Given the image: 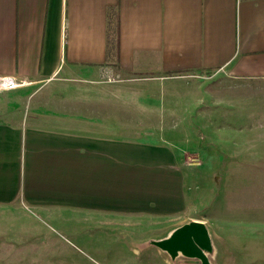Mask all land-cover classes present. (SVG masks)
Returning <instances> with one entry per match:
<instances>
[{"label":"crops","instance_id":"0c3cea01","mask_svg":"<svg viewBox=\"0 0 264 264\" xmlns=\"http://www.w3.org/2000/svg\"><path fill=\"white\" fill-rule=\"evenodd\" d=\"M203 70L264 82V0H0V77L18 84L0 92V207L149 210L167 158L117 140V106L170 104ZM124 146L142 162L119 168Z\"/></svg>","mask_w":264,"mask_h":264},{"label":"rangeland","instance_id":"374dc122","mask_svg":"<svg viewBox=\"0 0 264 264\" xmlns=\"http://www.w3.org/2000/svg\"><path fill=\"white\" fill-rule=\"evenodd\" d=\"M173 81L179 89L166 98L177 102L117 106L113 121L122 144L166 155V173L155 176L162 182L144 191L151 208H71L55 217L17 202L0 207V264H194L155 244L192 221L208 230L209 264H264V82L216 70ZM125 148L119 168L142 162L144 152Z\"/></svg>","mask_w":264,"mask_h":264},{"label":"water","instance_id":"95a60500","mask_svg":"<svg viewBox=\"0 0 264 264\" xmlns=\"http://www.w3.org/2000/svg\"><path fill=\"white\" fill-rule=\"evenodd\" d=\"M171 259L179 254L194 264H209L206 252L210 249V237L206 226L192 221L176 228L166 239L155 243Z\"/></svg>","mask_w":264,"mask_h":264},{"label":"built area","instance_id":"2783aa9c","mask_svg":"<svg viewBox=\"0 0 264 264\" xmlns=\"http://www.w3.org/2000/svg\"><path fill=\"white\" fill-rule=\"evenodd\" d=\"M18 86L14 80L6 77H0V91L15 89Z\"/></svg>","mask_w":264,"mask_h":264}]
</instances>
